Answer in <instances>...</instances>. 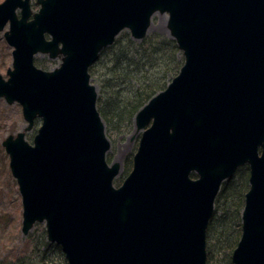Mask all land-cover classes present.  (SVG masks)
<instances>
[{"label": "water", "instance_id": "95a60500", "mask_svg": "<svg viewBox=\"0 0 264 264\" xmlns=\"http://www.w3.org/2000/svg\"><path fill=\"white\" fill-rule=\"evenodd\" d=\"M36 3L33 12L30 0L0 2V32L8 23L3 36L13 47L0 98L17 102L27 123L2 141L22 233L44 223L67 264H206L215 198L247 163L231 263L264 264V0ZM156 12L168 14L184 60L135 114L143 131L131 170L114 186L121 167L106 160L110 142L89 68L122 30L144 38ZM37 53L61 62L43 70Z\"/></svg>", "mask_w": 264, "mask_h": 264}, {"label": "rangeland", "instance_id": "374dc122", "mask_svg": "<svg viewBox=\"0 0 264 264\" xmlns=\"http://www.w3.org/2000/svg\"><path fill=\"white\" fill-rule=\"evenodd\" d=\"M1 1L2 0H0V2ZM30 4L32 11H36L39 7V5L35 3V0H30ZM167 19L168 14L166 12H156L152 16V24L145 35L147 38H149L151 34L158 35V37L152 40L156 45L155 48L159 50L158 52L160 53H157L156 50H152L156 52L152 53L151 57L157 59L155 64L152 62L150 63L151 65L147 64V66H145L141 58H137L132 60L129 66H126L127 62H121V67H118L119 71H117V69L112 70L113 65L111 66V63L114 58L110 55V51L102 50L105 52L102 53L100 59H105L106 64L96 63L90 75V82L94 84L97 89V109L98 111H104L106 113V118L100 114L105 125V135L110 142V148L106 153V160L109 164L114 161L119 162L121 167L119 174L113 181L114 186H118L130 171L132 167V158L137 150L139 138L143 129H137L136 127L135 114L137 112H135L130 119L117 116L115 120L113 117L116 116V112L119 110H113L112 107L114 106L121 110V108L125 107V104L134 102L133 94L135 89L143 81L145 83H150L151 81L158 83L161 89L157 92L163 90L178 73L183 64V55L178 48L174 55L166 48L167 52H165L163 48V38L173 40L167 29ZM7 29L8 23L0 32V75L3 79L8 78L7 69L12 68L11 52L13 47L6 43L3 36V32ZM129 38L131 40L133 39L129 31L123 30L116 37L115 44L117 41H121V47L126 45L132 47L127 41ZM141 40L133 39L132 42L135 41L136 43H140ZM136 43H134V45H136ZM121 47L117 45L116 48L113 47L112 49L119 50ZM124 49H126V47ZM138 51L141 52V47ZM127 52L131 51L126 50V53ZM131 56L133 58L136 57L133 54H131ZM122 58L125 61L129 59V56ZM34 63L43 70H51L59 65L60 59H49L46 54L39 53L35 55ZM127 67L129 68V72H124ZM125 73L128 74L124 76ZM26 124L22 116L21 106L17 102L8 104L4 98L1 97L0 264H67L64 254L58 245L47 240L44 223L36 222L26 235L21 231V195L16 179L11 173L9 155L2 146V141L10 134L15 136L18 132L23 130ZM39 125L40 122L36 121L31 130L25 132V138L29 142L32 141L33 135L36 133ZM236 176L234 177L233 183L241 188L244 182H242L241 179L239 180ZM246 184L243 193L248 189V183ZM235 191L238 193V189H235ZM238 194L233 193V196H237L238 198ZM241 198H243V196ZM242 200L244 202V198ZM219 204L221 209L226 205V208L230 205L228 201L221 199ZM220 213L221 211L217 212L216 217L219 215V218L208 227L209 230L206 237V264H232L231 253L241 234V212L238 217H233L232 215L226 216L225 223L221 222L223 218ZM218 220L220 221L217 222ZM32 249L34 250L33 252Z\"/></svg>", "mask_w": 264, "mask_h": 264}, {"label": "trees", "instance_id": "16d2710c", "mask_svg": "<svg viewBox=\"0 0 264 264\" xmlns=\"http://www.w3.org/2000/svg\"><path fill=\"white\" fill-rule=\"evenodd\" d=\"M158 37V35L155 34H151L149 38H147L146 36L140 41V43H136L135 41H133L134 43H136V45H134V43L132 42V40L129 38L127 41L130 43V45L132 47H129L128 45L126 46H122V42L121 41H117V43L115 44V42L105 48L104 50L106 51H110V55L113 56L114 60L111 63V66L113 67L112 70L117 69V71H119L118 67H121V64L124 62H127L126 66H129L131 61L137 58H141L142 63L147 66V64L151 65L150 63L157 61V59L155 58H151L152 57V53H156L152 50H156L157 53H159L156 48H155V43L152 42V40L154 38ZM117 45H120L121 49L117 50V49H112L113 47L116 48ZM126 47V49H124ZM141 47V52L138 51V49ZM163 48L165 50V52H167V50L172 52V55H174V53L177 50V44L174 40L171 39H167V38H163ZM167 50H166V49ZM112 49V50H111ZM126 50H130L131 52H127ZM105 51H102L99 55V58L97 59V61L89 68V72L91 75V72L94 70V65L96 63H100V64H106L105 59L101 58L100 56L102 55V53H104ZM129 54V55H128ZM131 54L135 55L136 57L133 58L131 56ZM160 54V53H159ZM125 56H129V59H126L125 61L123 60L122 57ZM151 59V60H150ZM175 61V60H174ZM122 62V63H121ZM176 62V61H175ZM152 64V65H154ZM154 68H156L155 66H152ZM128 67L125 69L124 72H129L128 71ZM128 73H125L124 76H126ZM123 76V77H124ZM161 89V87L158 86V83H154L153 81H151L150 83L147 82L145 83L144 81L142 83H140L137 88L135 89L134 92V102H131L129 104H125L124 108H121V110L119 108H115L114 106L112 107L113 110H119V111H115L116 112V116H114L113 118H117L121 117V118H126V119H130L132 117V115L137 112V110L143 105L145 104L153 95H155L157 93V91ZM121 104V103H120ZM100 109V108H99ZM100 114L106 118V113L104 111H99ZM116 120V119H115ZM237 175V176H236ZM238 177L239 180L241 179L242 182H244V185L239 188L237 186V184L235 185L233 183L234 177ZM118 182V181H116ZM246 183H248V174L247 173H241V172H236L231 178H229L228 180L224 181L220 187V190L215 198V202H214V212L212 215V218L209 221L208 227L219 218L216 217L217 212L221 211V217L223 218V220L221 221L222 223H225L226 221V216L232 215L233 217H238L242 207H243V198H244V193L243 191L246 188ZM119 184V183H118ZM235 189H238V193L237 191H235ZM234 194H238L239 197L237 198V196H233ZM243 193V198H241V194ZM224 197V198H223ZM232 199L229 200L228 199ZM234 197V198H233ZM221 200H225L228 201V203L230 204L229 207L226 208V206H224L222 209L220 208V204L219 201ZM240 199V200H239ZM226 204V203H225ZM216 205V206H215ZM220 220H218L217 222H219ZM208 227H207V232H208ZM59 247V246H58ZM60 248V247H59ZM34 250L32 249V252Z\"/></svg>", "mask_w": 264, "mask_h": 264}, {"label": "flooded vegetation", "instance_id": "af4514ba", "mask_svg": "<svg viewBox=\"0 0 264 264\" xmlns=\"http://www.w3.org/2000/svg\"><path fill=\"white\" fill-rule=\"evenodd\" d=\"M36 1L37 0H35V3H36ZM37 5H39V7H38V9L36 10V11H38L39 10V8H40V4H38V3H36ZM31 5V4H30ZM36 11H33V12H36ZM45 37L46 38H49V36H48V34H45ZM101 52H102V50H101ZM100 52V53H101ZM100 53H99V55H100ZM37 54H39V53H37ZM41 54V53H40ZM36 55V54H35ZM35 55H34V57H35ZM47 55V54H46ZM47 57H48V55H47ZM49 58V57H48ZM55 58H59L60 59V57H55ZM55 58H49V59H55ZM34 60V59H33ZM61 60V59H60ZM35 64V63H34ZM24 119V118H23ZM36 121H38V122H41V119L40 118H36L35 120H34V123L36 122ZM34 125V124H33ZM30 131V130H29ZM26 136V135H25ZM257 152H258V154H260V152H261V148L260 147H258V149H257ZM236 172H243V173H247L248 175H249V173H250V167H249V165L247 164V163H245V164H243V165H240V166H238L237 168H236V170L234 171V173H233V175L236 173ZM228 180V179H227Z\"/></svg>", "mask_w": 264, "mask_h": 264}]
</instances>
